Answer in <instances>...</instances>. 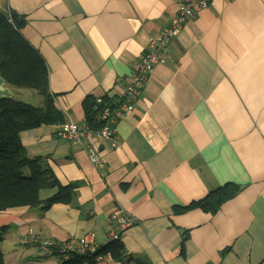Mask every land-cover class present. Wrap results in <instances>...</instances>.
Instances as JSON below:
<instances>
[{"label":"crops","instance_id":"1","mask_svg":"<svg viewBox=\"0 0 264 264\" xmlns=\"http://www.w3.org/2000/svg\"><path fill=\"white\" fill-rule=\"evenodd\" d=\"M180 1L0 0V12L24 17L21 33L46 61L57 108L83 122L88 97L122 100ZM58 126L25 130L22 143L62 184L78 186L46 211L0 212L6 264H61L28 251L42 253L21 244L26 236L64 245L93 233L103 248L117 207L139 219L119 241L144 263L264 264V0H211L185 23L115 122L116 139L101 145L105 169L59 138ZM229 182L242 189L219 211L188 208Z\"/></svg>","mask_w":264,"mask_h":264},{"label":"trees","instance_id":"2","mask_svg":"<svg viewBox=\"0 0 264 264\" xmlns=\"http://www.w3.org/2000/svg\"><path fill=\"white\" fill-rule=\"evenodd\" d=\"M25 19L16 13L0 12V60L1 75L14 90L35 89L42 96L43 105L25 100L0 99V212L19 206L39 207L46 211L57 202H70L77 183L64 185L51 168L42 165V158H31L22 143L21 133L44 124H62L67 119L57 108L49 88V70L44 57L22 35ZM85 121L94 128H100L96 97L84 101ZM28 170L29 173H25ZM56 192L43 199V190ZM242 189L241 185L226 183L210 191L204 198L193 201L188 208L199 207L215 213ZM3 227H0V264L5 263L2 242ZM61 244L55 243V252L45 258L60 255L61 264H98L95 255L73 253L65 258L60 254ZM111 252L113 258L125 264H147L123 252L120 241H112L101 249Z\"/></svg>","mask_w":264,"mask_h":264},{"label":"built area","instance_id":"3","mask_svg":"<svg viewBox=\"0 0 264 264\" xmlns=\"http://www.w3.org/2000/svg\"><path fill=\"white\" fill-rule=\"evenodd\" d=\"M211 0H181L178 10L172 14L170 23L163 28L161 36L151 42V49L146 51L142 58L134 64L130 80L119 103L108 102L105 96L96 97L98 110V122L100 128L91 127L86 121L77 122L70 116L59 124L57 136L68 141L72 146L87 151L91 162L99 169H105L102 146L110 139H116L117 129L115 122L124 117L126 111L132 108L134 100L143 92L149 74L155 65L159 63L168 53L171 42L182 31L185 23L194 16L197 11L209 8ZM112 219L116 222L117 228L109 232V242L119 241L122 234L139 223V219L123 207H117L112 213ZM39 243L44 256L52 255L55 252V241L52 239H40L38 237H23L21 244ZM102 247L97 243L93 233H87L80 238L67 240L60 248V254L67 258L73 253L95 255L97 262L112 259L111 252H101Z\"/></svg>","mask_w":264,"mask_h":264},{"label":"rangeland","instance_id":"4","mask_svg":"<svg viewBox=\"0 0 264 264\" xmlns=\"http://www.w3.org/2000/svg\"><path fill=\"white\" fill-rule=\"evenodd\" d=\"M16 97L18 99L25 100L35 105H40V106L43 105L42 96L35 89H31V88L21 89L20 92L16 95ZM25 173H29L28 170H25ZM27 250L36 252L37 253L36 255L44 256V254H42L43 252L41 253V251L37 247H29V249L27 248ZM41 262L42 264H48V260H45V259L35 260L33 261V263L27 262L26 264H40Z\"/></svg>","mask_w":264,"mask_h":264},{"label":"water","instance_id":"5","mask_svg":"<svg viewBox=\"0 0 264 264\" xmlns=\"http://www.w3.org/2000/svg\"><path fill=\"white\" fill-rule=\"evenodd\" d=\"M0 68H1V60H0ZM19 92L20 91L14 90L7 85L0 71V99L1 98H12L16 96Z\"/></svg>","mask_w":264,"mask_h":264}]
</instances>
